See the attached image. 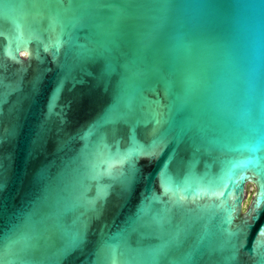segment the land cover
Here are the masks:
<instances>
[{
  "label": "water",
  "instance_id": "95a60500",
  "mask_svg": "<svg viewBox=\"0 0 264 264\" xmlns=\"http://www.w3.org/2000/svg\"><path fill=\"white\" fill-rule=\"evenodd\" d=\"M262 176L264 0H0V264H264Z\"/></svg>",
  "mask_w": 264,
  "mask_h": 264
},
{
  "label": "rangeland",
  "instance_id": "374dc122",
  "mask_svg": "<svg viewBox=\"0 0 264 264\" xmlns=\"http://www.w3.org/2000/svg\"><path fill=\"white\" fill-rule=\"evenodd\" d=\"M247 189H248V194H247V200H248L252 195L254 187L252 185H247Z\"/></svg>",
  "mask_w": 264,
  "mask_h": 264
},
{
  "label": "snow or ice",
  "instance_id": "6c2138e0",
  "mask_svg": "<svg viewBox=\"0 0 264 264\" xmlns=\"http://www.w3.org/2000/svg\"><path fill=\"white\" fill-rule=\"evenodd\" d=\"M260 183H261V187H262V189H264V176H262L261 178H260ZM262 201H257V205H259V203H261Z\"/></svg>",
  "mask_w": 264,
  "mask_h": 264
}]
</instances>
